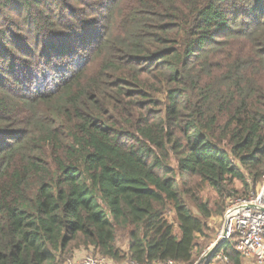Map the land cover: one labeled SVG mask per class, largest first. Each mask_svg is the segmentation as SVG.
<instances>
[{"label":"trees","instance_id":"16d2710c","mask_svg":"<svg viewBox=\"0 0 264 264\" xmlns=\"http://www.w3.org/2000/svg\"><path fill=\"white\" fill-rule=\"evenodd\" d=\"M263 179L264 0H0V264H194Z\"/></svg>","mask_w":264,"mask_h":264},{"label":"built area","instance_id":"2783aa9c","mask_svg":"<svg viewBox=\"0 0 264 264\" xmlns=\"http://www.w3.org/2000/svg\"><path fill=\"white\" fill-rule=\"evenodd\" d=\"M224 227L218 237L222 244L237 238V252L246 260H255L264 264V181L256 196L248 199L231 201L224 215ZM69 264H113L103 257H95L92 253L80 263ZM127 264H137L129 262ZM164 264H177L168 261Z\"/></svg>","mask_w":264,"mask_h":264},{"label":"rangeland","instance_id":"374dc122","mask_svg":"<svg viewBox=\"0 0 264 264\" xmlns=\"http://www.w3.org/2000/svg\"><path fill=\"white\" fill-rule=\"evenodd\" d=\"M263 181H264V179H263ZM262 185H263V183H262ZM235 187H236V189H239V190L242 189V186L240 183H236ZM260 188H259L258 192L260 191ZM258 192H257V194H258ZM256 195H254V196H256ZM203 196L205 198V202H210L211 204H213L214 201L216 200L215 193L209 189L204 192ZM238 199H241V197L235 196L233 198H230L226 203V209L230 205L231 201H235ZM169 217L171 218V221L175 224V221L173 220V216L169 215ZM224 223H225L224 216H222V217L216 216V217H214L213 221L208 223V230L206 231L207 239L199 241V243L202 246H204L205 249L201 255H196V261L194 264H208L210 262V260H211L210 257L212 256V254L209 257H207V255L211 252L212 248L217 243L218 237H219V235H220V233L224 227ZM118 245L120 247L127 245L126 238L119 235L118 236ZM212 264H229V262L226 260V256L223 253H221L213 261ZM244 264H245V261H244Z\"/></svg>","mask_w":264,"mask_h":264},{"label":"crops","instance_id":"0c3cea01","mask_svg":"<svg viewBox=\"0 0 264 264\" xmlns=\"http://www.w3.org/2000/svg\"><path fill=\"white\" fill-rule=\"evenodd\" d=\"M87 255H88L87 251L78 252L74 256V261H76L77 263H80L87 257ZM243 261H245V264H257L256 261L253 260V259L246 260V259L243 258ZM157 264H164V263H157Z\"/></svg>","mask_w":264,"mask_h":264},{"label":"water","instance_id":"95a60500","mask_svg":"<svg viewBox=\"0 0 264 264\" xmlns=\"http://www.w3.org/2000/svg\"><path fill=\"white\" fill-rule=\"evenodd\" d=\"M223 242H218L214 245V247L212 248L211 252L207 255V257H209L211 254H213L221 245Z\"/></svg>","mask_w":264,"mask_h":264}]
</instances>
